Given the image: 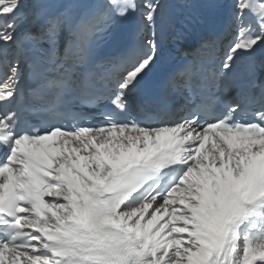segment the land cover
<instances>
[{"label":"snow or ice","instance_id":"obj_1","mask_svg":"<svg viewBox=\"0 0 264 264\" xmlns=\"http://www.w3.org/2000/svg\"><path fill=\"white\" fill-rule=\"evenodd\" d=\"M193 7L224 39L131 118ZM257 72L264 0H0V264H264ZM77 103L102 122L64 124Z\"/></svg>","mask_w":264,"mask_h":264}]
</instances>
